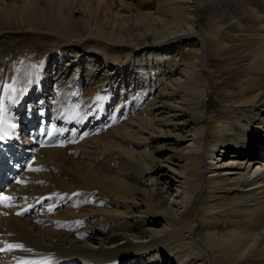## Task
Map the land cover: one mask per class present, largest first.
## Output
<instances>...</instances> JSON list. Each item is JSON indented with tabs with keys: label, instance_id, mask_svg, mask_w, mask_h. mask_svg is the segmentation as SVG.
Wrapping results in <instances>:
<instances>
[{
	"label": "bare ground",
	"instance_id": "6f19581e",
	"mask_svg": "<svg viewBox=\"0 0 264 264\" xmlns=\"http://www.w3.org/2000/svg\"><path fill=\"white\" fill-rule=\"evenodd\" d=\"M0 100V264H264V0H0Z\"/></svg>",
	"mask_w": 264,
	"mask_h": 264
},
{
	"label": "rangeland",
	"instance_id": "374dc122",
	"mask_svg": "<svg viewBox=\"0 0 264 264\" xmlns=\"http://www.w3.org/2000/svg\"><path fill=\"white\" fill-rule=\"evenodd\" d=\"M94 2L95 1H97V0H93ZM177 55H183V56H185V57H187L188 56V54H189V49L185 46V47H183L181 50H180V52H177L176 53ZM87 63V62H86ZM96 64H99L100 63V61H97V62H95ZM59 71H60V68H58L57 69V72L59 73ZM64 72H65V70H64ZM70 75L69 74H67V77L65 78V80H62V83L59 85V87L58 88H61V87H63L64 85V83H66V81H67V79H68V77H69ZM89 79V80H88ZM105 79V76L102 74V73H96L95 75H93V77L90 75V77H87L86 76V74H84V76H83V78H82V80L81 81H78V80H76L75 82H71L67 87H66V89L69 87V86H72V85H83L84 86V88H86L85 89V94H86V90H87V88H88V86L86 85V82H91L92 81V83L93 82H95V81H102V80H104ZM91 80V81H90ZM57 77H54V78H52L51 79V81H50V85H49V87H52V86H55L57 83ZM231 83L233 84V85H235V87H236V84L235 83H237V79H234V80H232L231 81ZM235 87H234V89H235ZM126 88H128V86L126 87L125 86V88H124V91H125V89ZM65 89V90H66ZM122 89H123V87L120 85V84H118L117 85V88H116V93H117V99H116V102H115V105H117V103L121 100V92H122ZM128 90V89H127ZM215 103H218V100L215 98V97H213V99H212ZM49 109L50 110H52L53 111V113H54V109L50 106L49 107ZM50 117H52V115H51V113H50ZM95 119V117H90L89 119H88V122L86 123V124H84L83 125V127H82V129L83 128H88L90 125H91V123H92V121ZM100 122H102V120H97L94 124H99ZM41 126V124H39V127ZM29 131V132H28ZM28 135L29 136H33L34 134H36L37 133V131L35 132V129H33V128H31V127H28ZM35 136V135H34ZM91 134H90V136H88L87 137V139H90L91 138ZM251 140H252V143H253V145H259V144H261L262 142H263V139L260 137V136H256V135H252L251 136ZM190 143L189 142H187L185 145H189ZM252 149L253 148H251V150H250V152L252 153ZM219 150H221V149H219ZM217 152H219L218 150H217ZM222 152V151H221ZM247 154V153H246ZM219 155V157H221V158H223V161L221 162V163H219V164H217L216 166H218V167H220L221 166V168H225V161H228L229 159L226 157L227 155H226V153H221V154H219V153H217V156ZM249 154H247V156H248ZM258 158V157H257ZM257 158H253V159H250L251 161L252 160H254V159H257ZM262 158H264V157H262ZM259 159H261V157H259ZM250 161V162H251ZM214 167V168H213ZM258 165H255V166H251V168L249 169L250 171V175L252 176L253 175V173L255 172V170L256 169H258ZM207 168L209 169V172L210 171H214L215 169H216V167H215V165H213V164H209V165H207ZM222 170V169H221ZM229 170V169H228ZM206 175H208V173L206 172ZM165 177V176H164ZM173 188L176 190V188H177V185H174L173 186ZM3 191V192H2ZM1 192H0V194H2V193H4V191H5V189H3ZM183 205V204H182ZM119 223H118V225H122V224H127V223H129V221H128V219H124L123 217H122V219L121 218H119ZM106 225L107 224H103L102 226H101V228L102 229H105V227H106ZM117 225V226H118ZM118 229V228H117ZM117 229H114V231L116 232L117 231ZM104 231V230H103ZM103 231H101L102 232V234L104 233ZM99 232V231H98ZM156 255V252L155 251H151V252H147V253H144L141 257H144V259H146L147 261L148 260H156L157 259V257L155 256ZM140 257V258H141ZM140 258H138V257H136V258H134V260H131V261H128V262H126L125 264H130V263H135V262H141L142 261V259H140ZM165 258H160V257H158V262H157V264H169L168 263V260H165ZM76 262V261H75ZM139 263H137V264H139ZM136 264V263H135Z\"/></svg>",
	"mask_w": 264,
	"mask_h": 264
},
{
	"label": "snow or ice",
	"instance_id": "6c2138e0",
	"mask_svg": "<svg viewBox=\"0 0 264 264\" xmlns=\"http://www.w3.org/2000/svg\"><path fill=\"white\" fill-rule=\"evenodd\" d=\"M2 90L9 93V94H15L17 92V89H16L14 83L4 85ZM2 111H3V101L0 100V112H2ZM11 127H15V125H11ZM4 199L8 200L10 198L5 197ZM5 206H11V205H5ZM17 214L21 215L22 213H17ZM0 243H2V242H0ZM15 248H21L22 249L23 246L22 245H15V244H8L6 246V250H8V251H11ZM3 250H5V248H0V251H3ZM28 251H31V250H28ZM23 264H33V262L24 261ZM40 264H51V261L50 260H44V261L40 262Z\"/></svg>",
	"mask_w": 264,
	"mask_h": 264
}]
</instances>
